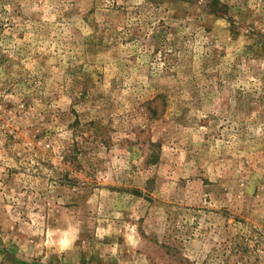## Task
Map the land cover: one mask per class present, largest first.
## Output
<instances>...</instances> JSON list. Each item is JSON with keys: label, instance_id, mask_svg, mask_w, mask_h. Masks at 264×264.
Segmentation results:
<instances>
[{"label": "rangeland", "instance_id": "obj_1", "mask_svg": "<svg viewBox=\"0 0 264 264\" xmlns=\"http://www.w3.org/2000/svg\"><path fill=\"white\" fill-rule=\"evenodd\" d=\"M0 264H264V0H0Z\"/></svg>", "mask_w": 264, "mask_h": 264}]
</instances>
